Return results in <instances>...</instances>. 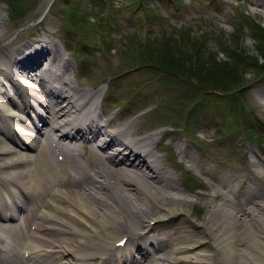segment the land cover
Returning <instances> with one entry per match:
<instances>
[{
    "label": "bare ground",
    "instance_id": "obj_1",
    "mask_svg": "<svg viewBox=\"0 0 264 264\" xmlns=\"http://www.w3.org/2000/svg\"><path fill=\"white\" fill-rule=\"evenodd\" d=\"M9 28L0 11V264H264L257 189L238 203L236 178L174 131L146 133L104 110L83 122L98 93L75 83L78 66L49 29L6 44ZM169 137L187 169L211 178L210 193L188 196L178 163L159 152ZM200 199L205 235L182 209Z\"/></svg>",
    "mask_w": 264,
    "mask_h": 264
},
{
    "label": "rangeland",
    "instance_id": "obj_2",
    "mask_svg": "<svg viewBox=\"0 0 264 264\" xmlns=\"http://www.w3.org/2000/svg\"><path fill=\"white\" fill-rule=\"evenodd\" d=\"M257 1L263 0H52L50 4L19 0L20 15L13 18L11 1L0 0V11L10 23L4 43L38 28H48L65 39L80 52H63L78 65L82 78H74L77 85L99 94L113 87L111 114L130 115L127 121L138 119V125L145 127L163 123V129L174 131L175 137L199 150L209 166L222 163L227 174L236 178L241 203L254 189L259 191L258 200H264V105L260 98L264 74L252 65V58L261 57L259 45L264 44V6ZM71 9L76 10L77 24L64 13L69 15ZM184 34L202 39L207 55L238 63L244 82L216 91L146 63L151 62L148 50L166 38L181 41ZM243 85L247 87L240 88ZM119 104L125 109L117 108ZM250 132L256 137L251 138ZM173 153L177 159L169 161L181 163L176 170L188 196L195 200L199 198L196 193H210L212 180L203 168L187 170L175 149ZM196 201L182 209L189 216L185 220H192L191 225L205 235L207 200Z\"/></svg>",
    "mask_w": 264,
    "mask_h": 264
},
{
    "label": "trees",
    "instance_id": "obj_3",
    "mask_svg": "<svg viewBox=\"0 0 264 264\" xmlns=\"http://www.w3.org/2000/svg\"><path fill=\"white\" fill-rule=\"evenodd\" d=\"M12 8L14 14L19 13L20 9L17 4H13ZM74 8H77V5ZM78 8L81 9V6L78 5ZM75 13L76 10L71 9L68 16L77 24L80 20L73 19ZM170 39L171 41L166 38L160 46L155 47L154 50H148L146 57L147 60L151 61L146 62L148 65L177 72L185 80L194 81L208 89L228 91L233 89L234 85L244 82V74H238L239 64L232 60L230 62L218 59L216 55L211 53L207 55L202 39L193 40L191 37L188 38L186 34L181 37V41L177 38ZM183 44L184 47H181ZM259 50L264 60V44L259 45ZM260 61V58H252V65L256 66L259 73L262 74L264 73V61L263 63Z\"/></svg>",
    "mask_w": 264,
    "mask_h": 264
}]
</instances>
